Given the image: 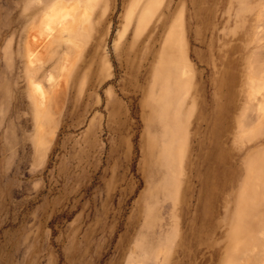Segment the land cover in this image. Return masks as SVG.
I'll use <instances>...</instances> for the list:
<instances>
[{"label":"rangeland","instance_id":"rangeland-1","mask_svg":"<svg viewBox=\"0 0 264 264\" xmlns=\"http://www.w3.org/2000/svg\"><path fill=\"white\" fill-rule=\"evenodd\" d=\"M52 1L0 0V264H264V0Z\"/></svg>","mask_w":264,"mask_h":264},{"label":"bare ground","instance_id":"bare-ground-1","mask_svg":"<svg viewBox=\"0 0 264 264\" xmlns=\"http://www.w3.org/2000/svg\"><path fill=\"white\" fill-rule=\"evenodd\" d=\"M46 8L47 9L44 11L42 21L44 22L43 24L45 25L46 29L47 28L52 29L51 25L53 23L58 22V21L61 23V21H63L68 16V14H70L69 10L73 7H72L71 3H68L65 0H55V1L53 0L51 2V4H49ZM41 26H42V24H41ZM27 51L28 52L30 51V46H28Z\"/></svg>","mask_w":264,"mask_h":264}]
</instances>
